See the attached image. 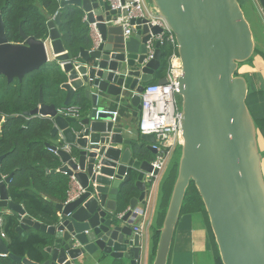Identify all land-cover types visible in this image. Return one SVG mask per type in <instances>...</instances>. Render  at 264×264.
I'll return each instance as SVG.
<instances>
[{
  "label": "water",
  "instance_id": "obj_1",
  "mask_svg": "<svg viewBox=\"0 0 264 264\" xmlns=\"http://www.w3.org/2000/svg\"><path fill=\"white\" fill-rule=\"evenodd\" d=\"M264 13V0H257ZM122 3L125 0H121ZM168 22L182 60L181 156L168 209L161 227L153 264H167L182 211L186 191L194 181L207 210L211 228L224 264H264V175L259 131L247 105L248 81L236 72L250 59L256 40L239 0H151ZM83 11L90 29L91 44L72 53L62 33L61 11L68 5ZM126 10L113 9L111 0H60L59 11L47 23L45 39L28 36L10 42L0 12V76L8 82L24 78L51 62L60 65L66 91L64 106L74 100L90 108L86 117L64 116L56 104H47L44 90L39 105L26 110V117L41 115L52 119V145L59 156L58 170L74 178V197L56 204L57 219L44 224L32 217L23 204L10 199V176L0 171V208L13 212L21 234L29 229L45 232L52 242L45 248L42 264H117L128 260L138 264L142 235L134 231L133 210L147 203L148 173L154 155V134L129 138L130 130L109 113L113 98H129L141 110V96L161 66L162 49L145 62L146 42L163 32L145 18L132 19L133 35L126 38L116 19ZM47 44L51 51L48 54ZM164 76L158 82L165 84ZM75 98V99H74ZM3 121L9 116H2ZM0 156V164L2 161ZM50 172V169H47ZM70 198V199H69ZM129 204L122 210L124 204ZM142 208V207H141ZM0 255H9L25 264H39L27 256L9 252L0 235Z\"/></svg>",
  "mask_w": 264,
  "mask_h": 264
},
{
  "label": "trees",
  "instance_id": "obj_2",
  "mask_svg": "<svg viewBox=\"0 0 264 264\" xmlns=\"http://www.w3.org/2000/svg\"><path fill=\"white\" fill-rule=\"evenodd\" d=\"M59 8L60 0H0V12L9 41L22 42L21 30L29 37L45 39L49 33L47 23ZM61 21L60 31L68 50L77 53L80 47L90 46V29L83 20L81 8L72 4L66 5L61 11ZM161 49V66L155 72L154 80L148 83L158 82L167 75L174 46L166 39L161 44ZM260 51L261 49L259 51L255 49L253 56L242 62L240 66L250 63ZM238 74H240L239 70L236 72V75ZM17 80L8 82L4 76H0V156L3 157L0 171L5 177L12 176L8 184L10 199L17 204H23L26 211L37 220L44 224H53L58 213L56 204L67 200L71 179L59 171H47V169L58 170L61 166L59 156L51 148L55 145L51 135L52 119L41 115L26 117L23 113L39 105L41 88L44 90V100L47 104L64 106L60 94L65 77L60 65L51 62L27 75L22 82L19 83ZM247 105L257 130L264 136V89L249 86ZM81 110L82 108L80 112ZM2 116L9 118L3 121ZM178 147L177 157L171 158V164L169 163V169L160 186L157 206L161 214V224L155 228L151 227L152 259L156 255L161 227L178 176L181 145ZM140 155L143 158L154 159V154L146 149L145 145L143 150H140ZM183 212L204 215L208 224V244L212 264H224L205 204L194 181L186 191L181 213ZM0 215L4 216L3 229L7 236L9 252L20 258L27 256L31 261L39 264L44 263L47 258L45 248L51 244L52 237L33 228L21 234L17 229L20 220L13 212L2 211L0 208ZM0 264L25 263L9 255H0Z\"/></svg>",
  "mask_w": 264,
  "mask_h": 264
},
{
  "label": "built area",
  "instance_id": "obj_3",
  "mask_svg": "<svg viewBox=\"0 0 264 264\" xmlns=\"http://www.w3.org/2000/svg\"><path fill=\"white\" fill-rule=\"evenodd\" d=\"M111 6L113 9L126 10V14L120 15L116 19L117 23L123 25L126 38L133 35L134 25L131 23L132 19L145 18L148 20V24L152 26L158 25L163 29L161 33H150L151 36L146 42L147 53L145 62L154 58L158 42L161 45L167 39L174 46L166 75L168 81L165 84L159 82L148 83L140 94L142 108L138 123L139 134H154L156 142L153 143V146L158 151V155L151 161L153 171L148 173L146 177V180L149 179L146 200L149 201L158 193L162 175L173 156L175 147L182 143L181 105L176 97L179 94L180 77L183 74L182 60L177 51L175 35L168 22L148 0H125L124 3L121 0H111ZM83 20L86 21L87 17L83 16ZM90 30L95 36L97 35L95 24H90ZM58 113L64 116H81L80 107L77 105L59 107ZM98 113L111 114L113 121H117L119 118V111L109 107L99 110ZM53 152L56 154V151ZM75 185L76 181L71 178L68 190V197L70 198L76 194L74 191ZM132 214L134 231L143 235L146 225L144 209L137 207ZM139 218H141L140 221ZM3 226L4 216L0 215V235L6 239L7 236Z\"/></svg>",
  "mask_w": 264,
  "mask_h": 264
},
{
  "label": "crops",
  "instance_id": "obj_4",
  "mask_svg": "<svg viewBox=\"0 0 264 264\" xmlns=\"http://www.w3.org/2000/svg\"><path fill=\"white\" fill-rule=\"evenodd\" d=\"M152 4L151 0H148ZM240 3L248 7L247 12L254 36L259 39L261 51L253 57L250 63L243 64L239 67L240 75L244 76L248 81V86L264 89V13L259 6L257 0H240ZM254 26V29H253ZM48 54L51 56L50 48L47 44ZM249 92V91H248ZM61 97H63V103L66 97V91L61 90ZM75 99V98H74ZM88 109H83L80 112L82 117H86L90 108V101H86ZM73 105H78V102L74 100ZM62 107V106H58ZM109 108L119 111L118 121L126 126L130 130L129 138L135 140L138 137V123L140 120L141 110L134 107L129 98L118 97L113 98ZM261 135V136H260ZM259 145L263 152L264 149V136L259 133ZM54 144H58L59 138L53 137ZM145 147L147 143H144ZM156 157V155H154ZM166 171V169H165ZM165 171L162 175L161 183L165 176ZM50 172H52L50 170ZM71 179V178H70ZM71 182V181H70ZM160 190V188H159ZM158 190V193H160ZM153 196V198L147 201L146 205L138 206L146 210L145 213V228L142 235V253L140 262L138 264H153L154 259L151 258V226L157 227L161 224V214H159L157 199L159 194ZM129 204H124L125 209ZM2 211H9L6 208H1ZM36 219V218H35ZM141 218H139L140 221ZM209 244H208V224L205 217L201 213H181L177 224L171 250L169 253L167 264H212L210 256ZM117 264H130L128 260L118 261Z\"/></svg>",
  "mask_w": 264,
  "mask_h": 264
},
{
  "label": "rangeland",
  "instance_id": "obj_5",
  "mask_svg": "<svg viewBox=\"0 0 264 264\" xmlns=\"http://www.w3.org/2000/svg\"><path fill=\"white\" fill-rule=\"evenodd\" d=\"M242 6H244V5H242ZM244 9H245V14H246V17H247V19L249 20V19H251L249 16H248V12H247V10H248V7L247 6H244L243 7ZM250 21V20H249ZM253 29H254V26H253ZM255 30V29H254ZM254 33L256 34V32L254 31ZM256 36H257V34H256ZM255 36V40H256V46H255V49H257V51H259L260 50V43H259V39L257 38ZM18 81V80H17ZM19 83L21 82V81H18ZM20 86V85H19ZM176 97H177V100H178V102H179V104L181 105V96L179 95V94H177L176 95ZM261 136V135H260ZM178 146H176L175 147V150H174V153H173V156H172V158H176L177 157V154H178ZM263 159H262V170H263V175H264V149H263ZM171 161H172V159H171ZM170 164H171V162H169ZM170 164H168V166H167V168H166V171H165V174L167 173V171H168V169H169V166H170ZM159 192H160V190H159ZM159 194V193H158ZM157 196V195H156ZM158 198H159V196H158ZM146 205V207H147V203L145 204ZM157 205H158V199H157ZM144 211H145V213H146V210L144 209ZM152 227V226H151Z\"/></svg>",
  "mask_w": 264,
  "mask_h": 264
}]
</instances>
